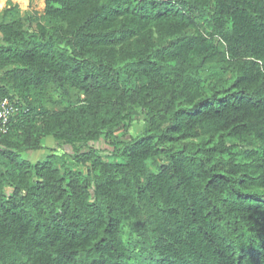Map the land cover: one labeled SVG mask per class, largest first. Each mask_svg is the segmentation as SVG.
<instances>
[{
    "label": "trees",
    "instance_id": "obj_1",
    "mask_svg": "<svg viewBox=\"0 0 264 264\" xmlns=\"http://www.w3.org/2000/svg\"><path fill=\"white\" fill-rule=\"evenodd\" d=\"M45 15L0 21V96L22 107L0 135V264H264V0H45ZM136 108L146 129L109 142ZM47 136L81 141L83 167L24 156Z\"/></svg>",
    "mask_w": 264,
    "mask_h": 264
},
{
    "label": "rangeland",
    "instance_id": "obj_2",
    "mask_svg": "<svg viewBox=\"0 0 264 264\" xmlns=\"http://www.w3.org/2000/svg\"><path fill=\"white\" fill-rule=\"evenodd\" d=\"M16 17H22L26 23V26L29 28L31 31L38 30L39 27L43 24L46 23V15H45V3L41 0H32V2L28 6H24L17 1L14 2H8L7 5L4 7L2 11H0V21H7L12 18ZM202 47H198L194 53H197L200 51ZM211 78L214 77L215 74H217V70L215 68H211L210 71H207V76ZM62 93L60 90H56L53 87H51L48 91V93L44 96L41 97V102L47 104L50 106L52 109L57 107V104L54 103V100H60L62 99ZM32 99V96H31ZM66 103V100H64ZM147 125L145 122V113L136 108L132 111L131 113V122L129 127L126 130L122 129H117L115 131L114 137H111L109 139V142L115 141L118 145H121V143L129 137L132 136H137L141 132H143L146 129ZM43 148L38 149V150H30V151H24L23 154L25 157L30 158L33 161L40 160L44 158L47 154L51 153H58V154H63L64 159L69 160L71 164L75 166H80L83 167L82 164L78 162L76 158L72 155L73 151L79 146H81L83 149L86 148V146L81 142L77 141L75 144V147L70 146L66 143L64 139H55L53 136H47L43 140ZM98 146L103 148V154L106 155L109 153L107 149L110 148V145L106 142L102 143H97ZM69 150V151H68ZM107 160H117V157L114 156H106L105 157ZM161 160V159H159ZM150 165L156 169V161L150 160L149 161Z\"/></svg>",
    "mask_w": 264,
    "mask_h": 264
},
{
    "label": "built area",
    "instance_id": "obj_3",
    "mask_svg": "<svg viewBox=\"0 0 264 264\" xmlns=\"http://www.w3.org/2000/svg\"><path fill=\"white\" fill-rule=\"evenodd\" d=\"M21 110V105L10 97L0 96V135H4L11 130L12 122Z\"/></svg>",
    "mask_w": 264,
    "mask_h": 264
},
{
    "label": "crops",
    "instance_id": "obj_4",
    "mask_svg": "<svg viewBox=\"0 0 264 264\" xmlns=\"http://www.w3.org/2000/svg\"><path fill=\"white\" fill-rule=\"evenodd\" d=\"M7 1L8 0H4V4L3 5H1L0 6V11H2L3 9H4V7L7 5ZM16 0H14V2H15ZM41 1H43L44 3H45V0H41ZM18 2V1H17ZM18 3H20V2H18ZM21 4V3H20Z\"/></svg>",
    "mask_w": 264,
    "mask_h": 264
}]
</instances>
